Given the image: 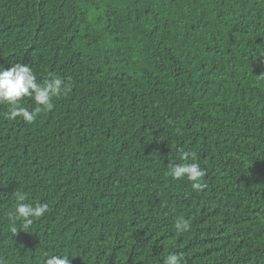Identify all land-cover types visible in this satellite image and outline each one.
Masks as SVG:
<instances>
[{"label": "trees", "instance_id": "1", "mask_svg": "<svg viewBox=\"0 0 264 264\" xmlns=\"http://www.w3.org/2000/svg\"><path fill=\"white\" fill-rule=\"evenodd\" d=\"M9 62L67 87L0 104V264H264V0H0ZM16 190L48 211L12 234Z\"/></svg>", "mask_w": 264, "mask_h": 264}, {"label": "clouds", "instance_id": "2", "mask_svg": "<svg viewBox=\"0 0 264 264\" xmlns=\"http://www.w3.org/2000/svg\"><path fill=\"white\" fill-rule=\"evenodd\" d=\"M9 67L0 65V104H7L9 110L4 114L9 120L21 118L26 123L35 122L37 116L44 110L53 107V98L62 95L66 91V82L60 76H50L42 83L38 82L36 74L28 64L21 62H9ZM32 99L35 107L30 111L27 107L21 106L22 98ZM182 160H196V153L184 151ZM169 175L173 179L187 178L191 182L193 190L200 191L206 187L201 183L206 175L198 163H181L173 165ZM16 203L15 209L9 213L11 221L10 231L17 233L16 221H21L24 228L33 223V218L44 216L48 211V205L39 203L35 206L25 203L26 196L22 191L12 193ZM178 233L190 230L191 225L183 217L179 218L174 225ZM44 264H70L69 257L64 255L45 256ZM163 264H182V254L170 252L163 260Z\"/></svg>", "mask_w": 264, "mask_h": 264}]
</instances>
